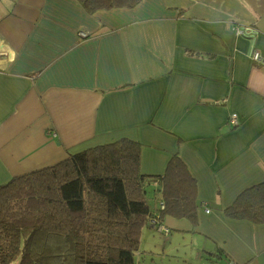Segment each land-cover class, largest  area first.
<instances>
[{"label":"crops","instance_id":"1","mask_svg":"<svg viewBox=\"0 0 264 264\" xmlns=\"http://www.w3.org/2000/svg\"><path fill=\"white\" fill-rule=\"evenodd\" d=\"M122 138L140 142L147 175L179 155L200 203L193 218L164 215L168 232L148 222L135 264H264V224L226 211L264 180V0H139L94 14L79 0H0V185ZM163 190L146 186L157 213ZM177 233L205 240L153 255Z\"/></svg>","mask_w":264,"mask_h":264},{"label":"trees","instance_id":"2","mask_svg":"<svg viewBox=\"0 0 264 264\" xmlns=\"http://www.w3.org/2000/svg\"><path fill=\"white\" fill-rule=\"evenodd\" d=\"M79 1L91 14L139 3ZM141 150L138 140L122 138L1 184L0 264H135L143 228L155 221L146 198L152 181L164 186V215L193 218L200 203L185 161L175 155L164 175H147ZM226 211L264 224V180L241 191Z\"/></svg>","mask_w":264,"mask_h":264},{"label":"rangeland","instance_id":"3","mask_svg":"<svg viewBox=\"0 0 264 264\" xmlns=\"http://www.w3.org/2000/svg\"><path fill=\"white\" fill-rule=\"evenodd\" d=\"M153 192L154 191H151L149 193V198H151V196H153V194H152ZM150 202H151L152 205H154L153 199H150ZM152 222H150V223H152ZM154 228L158 231L156 226H154ZM155 229H149L151 234H152V236H156L158 239L164 238L163 235L160 234V233H157V231ZM173 232H176V231H173ZM191 234H192V237H191V235L189 233H177L175 236H171V239H170V237L167 238V239H163L162 242H161V245L156 250H154V252H153L154 254L153 255H156V253H161L162 245H163L164 242L167 243V245H166L167 246V250L168 251H173L170 254L174 253V251H175V254L177 253L176 251H178L179 255H182L184 252H187L189 254L191 252L196 251L198 249V245H202V244L201 243H197L196 246L194 247L193 244L191 243V239H192V241L194 240L193 236H197V239H198L199 242H202L205 239H204V236L203 235H199V233H197V234L191 233ZM150 241H152V240H150ZM194 241L196 242V240H194ZM154 243H156V242H154ZM139 250L142 251V252L144 251L142 240H141V244H140V249ZM148 255H149V259H147V260L149 262H151L152 259H155V263H153V264H162V263H160L159 255L154 256V257L152 255H150V254H148ZM205 262H206V260L202 261L203 264H206ZM196 264H201V262H197Z\"/></svg>","mask_w":264,"mask_h":264},{"label":"built area","instance_id":"4","mask_svg":"<svg viewBox=\"0 0 264 264\" xmlns=\"http://www.w3.org/2000/svg\"><path fill=\"white\" fill-rule=\"evenodd\" d=\"M234 29H235L236 34L244 36V35H247L249 33L251 28L250 27L235 26ZM250 57L252 58V61L255 62V63H261L262 62V56H261L260 52L256 48L252 49ZM233 120L237 121L236 118H234ZM152 224L154 226H156L157 229L160 230V232H164L165 233V232L169 231L164 226L158 225V221H153ZM228 264H238V263L236 261H231Z\"/></svg>","mask_w":264,"mask_h":264},{"label":"bare ground","instance_id":"5","mask_svg":"<svg viewBox=\"0 0 264 264\" xmlns=\"http://www.w3.org/2000/svg\"><path fill=\"white\" fill-rule=\"evenodd\" d=\"M155 210H156L155 208H152L153 213H152V215L150 216L151 219H153V220H155V221H161V219H162L163 216H164V212H163L162 210L159 209V210H158L159 213H157ZM166 215H169V216H170V214H166Z\"/></svg>","mask_w":264,"mask_h":264},{"label":"water","instance_id":"6","mask_svg":"<svg viewBox=\"0 0 264 264\" xmlns=\"http://www.w3.org/2000/svg\"><path fill=\"white\" fill-rule=\"evenodd\" d=\"M162 175H164V174H162ZM157 176H161V174H159V175H157Z\"/></svg>","mask_w":264,"mask_h":264}]
</instances>
